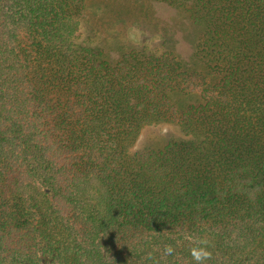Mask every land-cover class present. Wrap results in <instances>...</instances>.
<instances>
[{
	"label": "trees",
	"instance_id": "obj_1",
	"mask_svg": "<svg viewBox=\"0 0 264 264\" xmlns=\"http://www.w3.org/2000/svg\"><path fill=\"white\" fill-rule=\"evenodd\" d=\"M164 1L183 59L82 45V0H0V264H194L185 233L264 264V0ZM154 124L179 139L133 151Z\"/></svg>",
	"mask_w": 264,
	"mask_h": 264
},
{
	"label": "rangeland",
	"instance_id": "obj_2",
	"mask_svg": "<svg viewBox=\"0 0 264 264\" xmlns=\"http://www.w3.org/2000/svg\"><path fill=\"white\" fill-rule=\"evenodd\" d=\"M78 19L80 43L111 57L150 48L183 59L197 32L182 9L164 0H82ZM178 135L170 124L145 126L132 150H157Z\"/></svg>",
	"mask_w": 264,
	"mask_h": 264
},
{
	"label": "clouds",
	"instance_id": "obj_3",
	"mask_svg": "<svg viewBox=\"0 0 264 264\" xmlns=\"http://www.w3.org/2000/svg\"><path fill=\"white\" fill-rule=\"evenodd\" d=\"M184 240L189 243V255L194 264H206L207 261L211 260L212 252L209 250V241L202 237L194 236L190 233H185L183 236ZM175 248L172 244H165L162 249V258H167L174 255ZM148 260H152V253L149 252L145 257ZM158 264V262H157Z\"/></svg>",
	"mask_w": 264,
	"mask_h": 264
}]
</instances>
